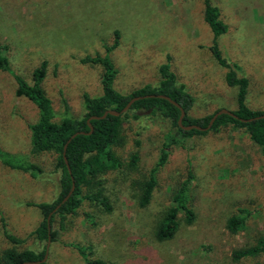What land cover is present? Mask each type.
Returning <instances> with one entry per match:
<instances>
[{
	"label": "rangeland",
	"instance_id": "obj_1",
	"mask_svg": "<svg viewBox=\"0 0 264 264\" xmlns=\"http://www.w3.org/2000/svg\"><path fill=\"white\" fill-rule=\"evenodd\" d=\"M218 7L226 32L216 38L227 62L247 78L245 104L264 111V0H210ZM116 47H106L116 40ZM213 32L204 19L203 0H0V45L6 46L11 69L31 83L33 70L46 60L41 86L60 120L61 98L72 116L83 112V93L101 94L102 67L84 64L85 55L108 56L121 93L146 84L156 86L159 66L168 63L194 101L191 118L221 108L237 109L238 86L225 81L227 69L213 57ZM16 83L0 70V148L23 153L42 172L34 178L0 162V211L5 230L24 239L11 243L0 222V264L7 248L41 251L46 241L31 235L43 214L29 202H52L60 191V170L51 153L30 152L28 124L38 117L36 105L15 94ZM136 114V116H133ZM171 120L145 110L122 117L120 136L112 149L119 167L98 175L84 193H100V202L82 199L74 214L61 221L55 215L46 264H85L75 247L91 259L118 264H255L257 257L235 260L234 250L253 245L264 236V158L244 128L231 124L204 134L181 137L167 150L156 171L149 202L140 205L143 182L157 162L165 139L175 131ZM136 154V161L131 160ZM191 171L188 204L194 219L178 215L169 239L156 231L172 196ZM250 210L244 229L231 232L227 220L238 208ZM75 243V247L68 245Z\"/></svg>",
	"mask_w": 264,
	"mask_h": 264
},
{
	"label": "trees",
	"instance_id": "obj_2",
	"mask_svg": "<svg viewBox=\"0 0 264 264\" xmlns=\"http://www.w3.org/2000/svg\"><path fill=\"white\" fill-rule=\"evenodd\" d=\"M204 3V19L209 24L213 32V43L210 46V51L218 62V64L227 69L225 81L230 86H238L237 92V109L233 111L237 118L228 114H221L214 120L212 126L208 130H217L220 126L231 124L234 127L244 128L250 139L259 146L261 154L264 158V118L254 119V117L264 114V111L251 110L245 104V96L247 92L248 80L245 77L238 76L239 66L229 63L222 56L220 49L217 46L216 38L220 34L226 32L227 26L220 17V11L217 6L213 5L210 0H203ZM118 32H115L116 40L114 43L106 47L107 52L118 44ZM6 46L0 45V70L7 71L12 75L16 83L15 94L24 96L33 102L38 110L37 119L28 124L30 130V152L32 154L51 153L55 156V167L60 170V191L57 198L52 202H29L28 204L38 207L43 214V219L37 227L30 232L36 239L47 241L56 240L57 231L52 228V222L55 215H58L63 221L67 215L74 214L81 205L82 199L100 201L107 209L108 205L104 198H100V193H84L83 188L87 187L94 181L99 174L106 170L119 167L121 161L115 155L112 147L116 144L120 136V128L122 117H128L130 112L145 110L147 113H159L165 118H169L176 128L175 131H170L165 135V141L161 154L150 169L148 178L143 182V190L140 197V205H146L151 197L152 191L156 185V171L162 166L168 155V148L172 144H178L181 137L191 136L193 134H204L208 130L191 129L188 131L182 130L177 120L180 114L179 109L168 100L159 97H145L147 94H165L176 101L185 110L183 124H197L205 127L212 114L202 118H191L187 113L193 104L192 95L185 89L183 83L177 82L176 74L169 67L168 63H163L159 66L160 80L156 86L146 84L142 87L133 89L129 93H121L114 87V80L117 75L112 60L106 56L100 55H85L79 58V61L84 64H99L103 71L101 74V94L90 96L83 93V109L84 112L80 117H74L69 111V105L64 97L61 98L63 112L60 113V120L56 121L55 117L58 113L52 106L51 99L45 94L41 83L46 73V60L41 61L31 75V83L27 82L23 77L16 74L10 67L8 57L6 55ZM135 96H143L134 101L130 108L121 115H110L100 119H90L91 116H100L104 111L113 109L120 111L126 103ZM136 116V114H133ZM93 126L90 134L87 120ZM240 119H252L242 121ZM76 131H84L85 134L76 135L68 144L65 150V156L70 168V172L63 158V146L67 139ZM131 160L136 161V154H132ZM0 162L9 168L20 170L29 173L32 177H38L42 169L31 161L29 156L23 153H13L0 148ZM193 175L191 171L188 177L183 180L172 196V204L165 210L162 219L160 220L156 237L159 240L171 238L178 227V215L184 214L185 221L191 223L194 219V212L188 204L189 201V185ZM72 181L75 183V189L69 199L62 204L50 216V230L47 226V217L54 207L67 194L71 187ZM250 214V210L246 208H238V213L230 216L227 220V228L231 232H238L245 227V221ZM0 222L3 235L13 244H20L24 239L10 234L5 230V221L0 211ZM68 245L75 247V243ZM83 256L85 264H118L115 262L103 261L100 259H91L87 257L81 247H75ZM45 253L44 248L35 252L30 249L16 250L15 248H7L3 252V264H19L26 261L40 260ZM264 253V236L257 238L256 242L248 247L240 248L232 252V257L239 260L244 257H257ZM46 264V263H41ZM255 264H264V262H256Z\"/></svg>",
	"mask_w": 264,
	"mask_h": 264
},
{
	"label": "water",
	"instance_id": "obj_3",
	"mask_svg": "<svg viewBox=\"0 0 264 264\" xmlns=\"http://www.w3.org/2000/svg\"><path fill=\"white\" fill-rule=\"evenodd\" d=\"M142 97L143 96L132 97L120 111L109 109V110L104 111V113L102 115H100V116H97V115L91 116L90 119L91 118L92 119L104 118V117L107 116V114L116 115V116L121 115V114L125 113L130 108V106L132 105V103L134 101H136V100H138V99H140ZM145 97H159V98L166 99L170 103L174 104L180 111V114H179V117H178V120H177V124L182 130H185V131H188V130H191V129H198V130H201V131L208 130L212 126V124H213L214 120L217 118V116H219L221 114H228L230 116H233L234 118H237V115L234 114L233 111H230V110H228L226 108H221V109L217 110L215 113L212 114L208 124L205 127H202V126L197 125V124L185 125V124H183V118L185 116V110L181 107V105L179 103H177L176 101H174L173 99H171L169 96H167L165 94H147V95H145ZM259 118H264V114H261V115H258L256 117H254V119H259ZM90 119L87 120V123H88V126H89V131L87 132V134H90L92 132V130H93V126L91 125V123L89 121ZM240 120L249 121V120H252V119H240ZM85 133L86 132H84V131H76V132H74L73 134L70 135V137L67 139V141L65 142V144L63 146V158H64V161L66 163V166H67L69 172H70V168H69L66 156H65V150H66L67 144L76 135L85 134ZM74 189H75V183L72 181L71 187H70L69 191L67 192V194L61 199V201L49 213V215L47 217V226H48L49 230H50V216L52 215L53 212H55L62 204H64L69 199V197L73 193ZM50 241H51L50 240V236H48L47 241H46V246H45V253H44V256L40 260L26 261V262H22V263H19V264H41V263L45 262V260L47 258V254H48Z\"/></svg>",
	"mask_w": 264,
	"mask_h": 264
}]
</instances>
